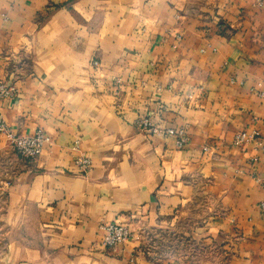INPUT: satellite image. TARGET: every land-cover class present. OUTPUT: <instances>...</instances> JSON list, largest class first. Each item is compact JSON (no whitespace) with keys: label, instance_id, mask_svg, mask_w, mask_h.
<instances>
[{"label":"crops","instance_id":"obj_1","mask_svg":"<svg viewBox=\"0 0 264 264\" xmlns=\"http://www.w3.org/2000/svg\"><path fill=\"white\" fill-rule=\"evenodd\" d=\"M0 81L10 130L50 139L25 161L0 134V264H198L143 251L181 224L203 264H264V0H0Z\"/></svg>","mask_w":264,"mask_h":264},{"label":"built area","instance_id":"obj_2","mask_svg":"<svg viewBox=\"0 0 264 264\" xmlns=\"http://www.w3.org/2000/svg\"><path fill=\"white\" fill-rule=\"evenodd\" d=\"M16 93L17 89L14 86L0 81V101L12 99L16 95ZM139 122L140 126L143 128L142 130L145 132H149L150 134L154 135L159 134L175 138L177 146L180 149L184 148L187 144V139L185 136L186 134L181 129L161 130L160 128H156L153 122L149 121L148 119H144L141 121L139 118L138 123ZM0 134L4 135L7 138L13 150L21 159L25 161H32L38 158L41 155L46 143L50 142V139L41 130L37 131L34 135L16 134L15 132L10 130L1 114ZM258 136L259 134L257 132H253L251 134L239 133L234 139V146L242 147L244 145H247L251 141L256 140ZM77 164L85 171H88L91 167V162L87 158L78 159ZM100 228L105 233L103 246L106 249H115L133 238V234L130 232V230L123 225H119L116 223L105 224Z\"/></svg>","mask_w":264,"mask_h":264},{"label":"rangeland","instance_id":"obj_3","mask_svg":"<svg viewBox=\"0 0 264 264\" xmlns=\"http://www.w3.org/2000/svg\"><path fill=\"white\" fill-rule=\"evenodd\" d=\"M144 119H148L149 121L153 122L152 118L148 117L147 115L141 116L140 120L142 121ZM153 124L155 125L154 122ZM138 126L140 129H143L140 126V122L138 123ZM156 128L159 127L156 126ZM146 133L150 134L149 132ZM202 209L203 208H200L199 211H201ZM193 224L195 223L190 222L189 226L193 227ZM187 229H188L187 224H181L176 232L164 231V230L146 232L145 234H143L144 236L141 237V241L144 245L143 251L147 255L149 254L151 256L153 255L157 260H161V261L169 257L185 256L189 259H193L194 261L198 262V264H203V262L206 263L205 262L207 261L206 259L210 258L212 255L208 254L209 252L206 255H204L206 250L197 247L193 242H191L190 237L185 235ZM4 237H5V233L2 230H0V257L6 250L4 245L5 241L3 240ZM199 254H201L200 257L198 256ZM214 254H218V253L215 252ZM216 258H217L216 260L214 259L211 260V262H215L212 264H223L222 261L223 258H221L219 254L216 256Z\"/></svg>","mask_w":264,"mask_h":264}]
</instances>
